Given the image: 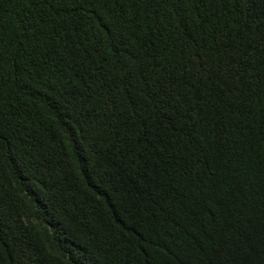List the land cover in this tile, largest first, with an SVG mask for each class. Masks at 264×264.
Listing matches in <instances>:
<instances>
[{"label":"trees","instance_id":"1","mask_svg":"<svg viewBox=\"0 0 264 264\" xmlns=\"http://www.w3.org/2000/svg\"><path fill=\"white\" fill-rule=\"evenodd\" d=\"M0 264H264V0H0Z\"/></svg>","mask_w":264,"mask_h":264}]
</instances>
